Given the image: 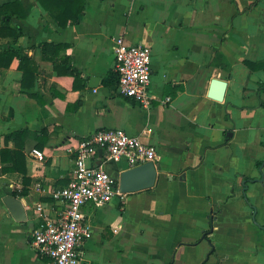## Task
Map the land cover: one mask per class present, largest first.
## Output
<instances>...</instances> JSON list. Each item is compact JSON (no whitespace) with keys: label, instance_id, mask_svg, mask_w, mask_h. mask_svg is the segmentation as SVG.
Returning <instances> with one entry per match:
<instances>
[{"label":"crops","instance_id":"obj_1","mask_svg":"<svg viewBox=\"0 0 264 264\" xmlns=\"http://www.w3.org/2000/svg\"><path fill=\"white\" fill-rule=\"evenodd\" d=\"M12 1L20 33L0 37L2 53L27 61L0 68V156L21 144L29 184L22 194L23 174L0 161V264H52L31 231L59 215L52 192L72 177L78 141L102 128L154 145L157 176L82 206L81 264H264V68L245 63L264 62V0H85L63 27L41 0L0 5ZM118 36L151 49L148 107L118 91ZM63 57L79 78L62 72ZM212 78L227 82L221 101L207 95ZM103 167L118 178L130 166ZM7 195L21 201L16 217Z\"/></svg>","mask_w":264,"mask_h":264},{"label":"built area","instance_id":"obj_2","mask_svg":"<svg viewBox=\"0 0 264 264\" xmlns=\"http://www.w3.org/2000/svg\"><path fill=\"white\" fill-rule=\"evenodd\" d=\"M114 69L118 75L120 94L128 96L143 107L150 106L151 49L142 43L128 44L122 36L114 39ZM102 150V157L98 151ZM38 159L41 151L33 149ZM103 158L102 162L96 160ZM125 158L130 167L157 158L154 145L139 135L128 134L120 128H102L80 139L74 152V170L68 183L52 192L62 204L59 215L43 218L31 231V244L38 254L48 257L52 264H81L83 242L90 236V226L84 223L81 208L87 203L104 205L113 197L122 196L118 178L109 173L103 162Z\"/></svg>","mask_w":264,"mask_h":264},{"label":"trees","instance_id":"obj_3","mask_svg":"<svg viewBox=\"0 0 264 264\" xmlns=\"http://www.w3.org/2000/svg\"><path fill=\"white\" fill-rule=\"evenodd\" d=\"M42 5L49 11L50 15L55 18L58 25L63 27L68 24V22H78V15L83 12L84 6H85V0H58L56 6L54 9H51L50 6L47 4V0H41ZM18 3L16 2H6L0 5V18L2 20V25L0 26V37L2 36H13L17 37L20 33V30H18L12 23L10 22L12 16L15 13L18 12ZM2 46L0 45V68L1 67H8L11 63V61L18 57L20 60H26L23 59L16 51L13 49H8L7 51L2 53ZM27 61V60H26ZM62 61H64L62 64L64 66V69L62 72L66 74L73 75L75 79L79 78V71L73 67L68 60L67 57H63ZM246 65L250 67L251 69H256L258 67L264 68V62H252V61H245ZM33 65V64H32ZM27 66L30 69V72L33 71V68H31L27 63ZM22 68V66H21ZM29 71V70H28ZM110 78L106 80V82H114V73H110ZM19 147L14 149H9L7 147H3L1 149V156L0 161L2 163L8 164V166H3L2 171H18L19 173L23 174V188H22V194H26L28 191V184H29V178L26 175V162L25 157L23 156V153L21 151V144L18 145Z\"/></svg>","mask_w":264,"mask_h":264},{"label":"water","instance_id":"obj_4","mask_svg":"<svg viewBox=\"0 0 264 264\" xmlns=\"http://www.w3.org/2000/svg\"><path fill=\"white\" fill-rule=\"evenodd\" d=\"M227 82L220 78H212L207 92L208 97L221 101L224 98ZM102 153V150H99ZM157 170L154 162L146 161L139 165L122 170L118 175V187L121 193H130L150 188L154 185ZM4 203L13 216L21 213L22 204L19 199L13 196H5ZM19 212V213H18Z\"/></svg>","mask_w":264,"mask_h":264}]
</instances>
